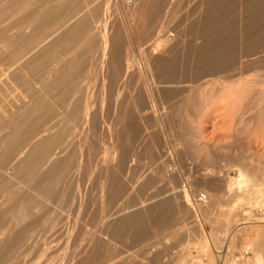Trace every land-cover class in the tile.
<instances>
[{"label": "bare ground", "instance_id": "1", "mask_svg": "<svg viewBox=\"0 0 264 264\" xmlns=\"http://www.w3.org/2000/svg\"><path fill=\"white\" fill-rule=\"evenodd\" d=\"M111 1L112 0H0V264H32L31 262L33 260L30 261L29 258L27 260L25 257L27 253L35 255L36 258L38 256L43 258L42 263L39 264H48L47 257L50 259L51 252L57 251L56 246L58 244L54 243L58 240L57 237L64 236L67 241H76L81 237L79 235H82L83 232L81 233V229L78 227L80 221L77 220L79 224L76 222L71 223L73 222L71 221L73 219H66L68 213H66L65 210L64 213H66L65 215L67 216L63 213L59 214V212H62V209L66 208H63L64 205L75 206V209L77 208L76 205L81 206L85 200V194H83L84 191L81 194L78 191L79 189H75L71 195L69 193H67L68 195H64L63 193L67 190V188L64 187V181L68 179H72L73 181L81 168L85 165L86 167L89 165H87L88 162L83 159L86 155L82 154L83 146L80 145V142L83 137L87 140L86 136L89 135L88 131L91 130L89 123L94 119V113L91 111L92 106L90 102L92 96L90 92V79H92L91 73L94 71L91 66L95 64V61L97 62L99 59H102L103 64L105 63L108 66V72L111 73L113 68L111 65L114 64L115 67L118 68H116V71L119 70L122 72V75L119 74L122 76L119 80H123L124 82L126 80L127 84H129L130 82L128 80L130 79L124 77H127L130 74L133 66V61L130 59L131 56L129 57V49L130 45L133 44L131 41H134L136 35V27L146 26L148 29L151 28V30L147 31L149 32L148 40L151 38L154 39V33L157 30L156 26H162L165 24L164 19V21L159 19L160 13L166 8V13L168 12L171 17L172 15L174 17V14L171 15L169 12L176 0H121V4L118 2L120 4V7H118L120 8L122 16L119 23H121V25L124 23L126 27L124 28V31H122L121 28L118 29L116 34L109 30L110 22L108 20V13L111 8H109ZM115 1H112V3ZM231 1H229V5L226 3V6L224 5L225 0H199V5L197 4L199 7L197 6L198 10H196L199 13V18L203 16L202 19H200L201 22L198 21L200 24L197 23L199 24V27L194 28L192 25H189L187 29H189L190 32L189 36L193 35V40L200 39L201 42H199V44H201L196 52H194L196 48L193 50L195 53V60L193 59L195 61L194 66L190 65L191 67L185 68L184 72L180 71V73L176 71L173 62L175 56L172 58L174 48L177 46L179 37L182 34H179L181 30L178 33L176 32L178 29H175L176 31H173L174 29L171 30L168 27L166 30L160 29L159 32H156V34L159 33V36L155 34L157 39L154 41L151 39L153 42L149 43L148 48H146L148 50H146L147 53L144 52L142 54L140 50L142 56L140 54L139 58L144 61L145 68L148 70V82L146 81L148 87L146 86V83L144 84L143 82L145 91V96H143L144 99H141V96L134 92L129 86L130 84L127 85L126 89L124 88L127 92V94L125 93L126 95L122 94L120 89L113 88L114 84H117L118 78H116L115 75L111 76L113 72L105 75L107 70L105 71L103 82L106 81L110 88L115 89L116 92L115 94H109L108 92H110V90H108V92L106 91V93L109 94L108 97L111 98L108 104L111 105V107H109L111 110L108 109L109 112L111 111V114H109L107 120L101 119L104 125L109 124L105 126L109 140L105 137L106 141L104 140L105 142H103L105 144L110 142L108 148H111V158L109 160H103L106 165H102V167L105 168L100 170L103 171L101 174L99 173L101 175L98 183L99 191L96 189V191H98L97 193H99V197L95 193L101 202L102 208L105 204L108 206L110 205L109 207H111L113 200L112 197L116 196L115 193L118 192V189H120V186L122 185H119L118 183L119 178L117 180V176L120 177V175L117 174L120 172L121 167L124 166L122 168H126L127 165L133 164L129 163L126 165L130 158L129 154H131L130 152L128 153V149H126L131 142V140H129L131 139V137H129L131 128L124 125L127 124L125 123L127 119L131 117L129 110L130 106L133 107L134 110L139 111V113L144 110V113H148V118H150V116L153 117L154 123L163 126L162 129L160 128V135L165 139L164 142H166V146H169L168 148L172 147L175 150L179 149V154H176L181 157L179 161L185 159L187 162L186 155L188 156L192 151L207 150V147L204 143H200L201 140L199 141L198 139L197 130L195 131L194 128L188 129V123L186 124V127L181 123L182 120L180 123L176 122V120L178 118L181 119V115H189L187 110L191 105H194L196 99H199V104L206 105V107H204L205 109L208 108L207 112H209V109L212 107L211 103L215 104L218 100L222 101L224 105V103L227 102V98L229 101V94L231 95L230 92L233 90L232 88L237 89L239 86L241 87V92H246L249 87L253 85V83L250 82L243 84H238V82L237 87H234L236 84L235 81L233 82L231 80L232 77H238V75L242 76L255 67L262 68L263 70L264 0H242V3L240 2L239 6L242 13L239 29L236 31L235 29L228 27L227 30H222L221 28L220 30L218 29V20L224 19V17L221 19V15L225 14L227 20L228 18L233 17L232 6L230 4ZM193 12L195 13L196 11L194 10ZM167 17L169 18L168 15ZM157 19L160 20L161 24H154ZM169 21L170 20L168 19V22ZM186 30L184 29V31ZM143 32H146V30H143ZM136 38V42L142 40L140 34L137 35ZM236 42H239V46ZM93 60H95L94 63ZM259 70L262 72L261 69ZM259 70H257V72ZM141 73L142 72L138 70L137 76H141ZM262 75L264 76V73ZM262 75L260 77H262ZM121 82L122 81H120V83ZM254 85L262 87L260 92H264V81L262 83H255ZM122 92H124V90ZM99 98H101L99 99L101 107L103 106L102 104L105 106L107 100L103 103L104 97L100 96ZM99 105L100 104H98V106ZM220 105L221 104H219V106ZM209 106L211 107L209 108ZM94 107L96 109L97 105ZM215 108L216 107H214V109ZM98 109L101 108L98 107ZM231 110L233 109L231 108ZM140 115L142 116V114ZM198 117L196 116L197 119H199ZM187 119L191 120L189 121L190 124L194 122V119L192 122L191 116H187ZM122 123H124V125H122ZM193 124L191 125L193 126ZM88 125L90 126V130H88ZM97 131L95 132L97 133ZM105 133L103 136H105ZM152 137L153 138L150 139L148 145L147 155L154 158V151L156 150V144L154 141L155 135ZM86 140L85 143L91 142L89 140L86 142ZM92 143L95 142L92 141ZM195 144H200L198 150H195V148H197L194 147L196 146ZM90 146L91 145H89V148ZM100 149L102 148L100 147ZM175 150L173 151L175 152ZM97 151L99 152L100 150ZM104 151H106V149ZM88 152H91V150ZM95 152H93V154ZM118 154L120 163L118 162V165H116V162L113 163V160ZM89 156L92 157L91 154H89ZM164 156L167 158V160H165V163H167L170 153L167 151ZM127 157H129L128 160ZM161 159L162 158H160V160ZM163 159L162 162L164 161ZM83 160L87 163L84 164ZM160 160L159 162L156 160V164L158 162L157 166H160ZM174 160L171 161L174 162ZM242 160L243 159H235L233 160L234 162L231 160V163H234L233 166L236 168V179L230 177L229 174H227L228 172L225 171L223 174L225 176L216 179L214 176L217 172H215L217 160L213 155L208 154V156L202 160L203 167L201 168L203 172L199 174L201 175L200 183L208 185L206 188L208 195L206 194L207 199L205 201H200L197 198V201H199L198 203L195 199V202L192 201L193 197L191 196L193 191L187 188L188 184L186 187L183 185L185 184L182 180L183 175L182 177L180 174H176L175 176L174 173L173 176L166 172V175H164L163 178L165 179L167 176L169 177L167 178V181H169L168 186H170V189L165 186L169 191L163 192V189L161 190L162 187H159L160 189H158V191H161L155 193L157 189L154 187L156 186V188H158V181L157 184L154 185L156 179L155 182H153L154 179L148 176L149 173H147V175L143 173V177H141L143 178V181L141 184H144L141 186H145L146 183L145 187L148 188V186L150 187V185L153 184V188L156 190L155 192L153 190V195L150 193V196H146L147 199H143L138 203L133 201L134 204L125 206L122 209L118 208L119 210L117 211L116 207L114 212L112 211L114 208L113 203L111 208L112 212L103 208V212L107 214L109 211V214L106 215L103 213V215H105L101 218L102 221L100 220V229L98 228L97 232H93V230L91 231L93 233H85L87 235L86 239L80 243L76 253L69 255L66 264H108L107 262H110L111 264H148V258L150 257H148V254H152V257H150L152 260H149V262H153L154 264L155 260H158L165 255V257H167L168 252L173 247L170 243L167 245V240H170V242L171 239L174 240V242L175 240L182 241L184 236H191L193 230L192 226L197 224L199 219L202 220L209 218L207 213L211 206L224 205L222 198L224 197L225 192L231 193L236 191L238 193L241 192L240 188L242 190V187L245 186V189H249L250 187L248 192L253 194L259 193V187L262 185L259 186V179L255 177L257 176L255 174L257 170L255 171L254 167L253 169L249 168L250 166ZM154 163L155 162H153V164ZM180 164H182V162ZM157 166L155 165L156 168ZM231 166L232 165H229V167ZM86 167H84V169ZM90 168H88V171ZM157 169L162 170L159 167ZM169 169L172 168L169 167ZM152 170L150 171L151 173ZM199 170L200 169H198V172ZM84 172H87L86 169L82 173ZM147 172H149V170ZM163 172H160L161 175ZM218 173V176H220V172ZM157 174L158 172L156 175ZM84 175H86V173ZM152 175H154V173L150 176ZM159 175L160 174H158V176ZM84 177L81 178L84 179ZM86 177L84 179L85 181H82L83 179L80 180V178L79 181L87 182ZM163 178L161 176V179ZM161 181L163 182L164 180ZM56 182L62 183V188L64 187L62 190L61 188L59 189L61 190L60 192L58 191V187L56 188L58 184L55 185V189H57L60 195H58L57 191V193L54 192L55 190L51 191L50 189L51 192L48 191V187L51 184L54 186L53 183ZM137 182L141 181L137 178L135 183ZM74 183H76V181ZM130 184L133 185L131 182ZM153 185H151V187ZM67 187L69 188V186ZM79 187L82 186L80 185ZM135 187L139 188L137 185ZM50 188H52V186ZM133 188L134 187L132 186V189ZM260 189L262 190V188ZM149 190L150 189L147 191ZM134 191L135 190H133V192ZM120 193L122 194V192ZM120 193L118 192V195H120ZM240 194L234 195L233 203L236 202L235 204L238 205ZM55 195H58V198L59 196L61 197L60 200H62L64 205L62 206L61 211H58V205L57 208L54 206L58 212L51 211L53 212L51 214L49 213L51 207L49 208V206H47L49 210L42 209L44 206H41L40 203L42 202V205H44L43 203L50 202L51 204L58 203L60 205V202H56ZM122 196L124 197V195ZM231 196L233 195L230 194V198ZM36 197L38 198L37 200H35ZM135 197H137V195ZM143 197L144 196L142 195V198ZM51 199L54 202L51 201ZM89 199L90 198L88 197L86 200ZM91 200L93 199L91 198ZM34 201L36 203H34ZM202 202L204 204H201ZM229 203L230 205L232 204L231 202ZM251 203L250 205H253V202ZM89 204L90 203H88V206ZM70 208L71 207L68 209ZM83 208H86V206ZM40 210H42L43 213L41 211L39 212V216H37L36 213ZM75 210H72L71 212L75 213L78 211ZM98 210L100 211V209ZM40 213H42V215H40ZM44 213H47V216H45ZM80 213L81 212L79 211V214ZM79 214L78 216H80ZM222 214L224 213L219 215L222 216ZM227 214H224L223 216ZM73 215H70V217H73ZM81 215H83V213H81ZM82 217L84 216H81L80 218ZM84 218L81 220L83 225H80L82 226H84V221H86V218ZM92 219H94V217ZM98 221L99 220L97 219V222ZM194 221L197 223H194ZM187 224H190V227L187 226L185 229L184 227ZM149 228L152 229L151 232L149 231ZM201 230L199 228V231L201 232L200 235H203V231ZM121 236L123 240L124 237H126L127 241L130 240L129 244L131 247L136 248H132V254H130L131 252L127 253L129 250L124 242V250L122 252L120 251L121 253L118 252L120 249L118 250V240L116 239H120ZM190 239L193 241L192 238ZM171 243H173V241ZM59 247L61 248V246ZM131 247L130 251H132ZM134 249L138 251L137 254L136 251L134 254ZM209 249L211 248H208V251ZM216 249L218 250V248ZM216 252L221 255V251ZM29 254L27 255L29 256ZM64 254H62L63 257L59 258L62 261V264L65 263L66 257L68 258L67 252L65 255ZM35 257H30V259H35ZM212 257L213 254L210 255V260L206 264H216L215 261L217 260L214 261ZM254 257L259 264H264V256L258 253L256 256L254 254ZM224 259L220 260L218 264H225L226 261ZM246 261L241 260L240 262L239 260V262L234 264H245ZM177 263L205 264L197 255H193L192 251L185 252V254L180 256ZM36 264H38V261Z\"/></svg>", "mask_w": 264, "mask_h": 264}, {"label": "rangeland", "instance_id": "2", "mask_svg": "<svg viewBox=\"0 0 264 264\" xmlns=\"http://www.w3.org/2000/svg\"><path fill=\"white\" fill-rule=\"evenodd\" d=\"M112 1H115V0H112ZM112 1H111V5L109 6V17H108V20H109V22H110V24H109V30H110V32H113L114 34H116V32H117V30L118 29H120L121 28V30L122 31H124V28L126 27L125 25H124V23L121 25V23H119L120 21V19H122V16H121V12H120V4L122 3V1L121 0H116L114 3H112ZM227 0H225V2H224V5H226L227 6V4L226 3H228V5H229V1H231V0H228L227 2H226ZM236 1V2H235ZM244 1V0H243ZM120 4H119V3ZM175 2V4L171 7V9H170V14L172 15V14H174V17H173V15H172V17L168 14V12L166 13V8H164V11L162 10V12L160 13V16H159V19H161L162 21H164L165 20V24L164 25H162V26H156L157 28V30L155 31V33H154V36L155 37H153L154 39H152L153 41L155 40V39H157V36H159L158 34L159 33H157L156 34V32H159L160 31V29H164V30H166V28L168 27L169 29H171V30H173V31H176L177 29H178V31H176V32H180V30H181V32L179 33V34H181V38L179 37V40H178V44H177V46H175V48H174V52H173V55H172V58L174 57L175 58V60H174V58H173V62H174V68L176 69V71L177 72H184V70H185V68H189V67H191V66H194V64H195V58H194V52H196L197 51V48L199 49V47H200V44H199V42H201V40L199 39V40H193L194 39V37L192 38V36L193 35H191V36H189L190 34V32H189V29H187V27L189 26V25H192L194 28H197V27H199V24H200V22H201V20L200 19H202V17H200L199 18V13H198V5H199V0H176V1H174ZM194 2V3H193ZM240 2L242 3V0H232L231 2H230V4H231V9H232V15H233V17H232V15H231V17L232 18H228V20H227V18L225 17V14L224 15H221L222 16V18L221 19H223V17H224V21L223 20H220L219 18L221 17H219L218 19L220 20H218V29H222V30H227L228 29V27L229 28H233V29H235L236 31H237V29H239V24H240V20H241V15H242V13H241V10H240ZM118 3V4H117ZM233 3V4H232ZM198 4V5H197ZM233 5H235V6H233ZM119 6V7H118ZM198 6V7H197ZM194 7V8H193ZM234 7V8H233ZM118 8V9H117ZM173 8V9H172ZM177 8V9H176ZM185 8V9H184ZM197 9V10H196ZM233 9H235V10H233ZM196 11L195 13L193 12V11ZM175 12V13H174ZM190 12V13H189ZM189 14V15H188ZM235 14V15H234ZM167 15L169 16V18L167 17ZM165 17V18H164ZM171 17V18H170ZM185 17V18H184ZM173 18V19H172ZM175 18V19H174ZM159 19H157L156 21H155V23L154 24H161L160 23V20ZM164 19V20H163ZM167 19V20H166ZM168 19L170 20L169 22H168ZM227 21H226V20ZM198 21H200V22H198ZM158 22V23H157ZM222 22V23H221ZM224 22V23H223ZM119 23V24H118ZM168 23V24H167ZM183 23V24H182ZM191 23V24H190ZM197 23H199V24H197ZM220 23H221V25H220ZM118 24V25H117ZM196 24V25H195ZM116 25V26H115ZM175 25V26H174ZM235 25V26H234ZM111 26H112V28H111ZM122 26H123V28H122ZM186 27V28H185ZM223 27V28H222ZM139 28V29H138ZM167 28V29H168ZM112 29V30H111ZM176 29V30H175ZM184 29L186 30V31H184ZM220 29V30H221ZM115 30V31H114ZM120 30V31H121ZM143 30L145 31L146 30V32H143ZM149 30H151V28L150 29H148L146 26H143V27H140V26H138V27H136V30H135V32H136V35H135V38H134V41L132 42L131 41V43H133V44H131L130 45V49H129V57H130V59H131V61H133V66H132V69H131V71H130V74L127 76V77H124V78H126V79H130V80H128L129 82V84H127V81L125 80V82L123 81V80H119L122 76V72L121 71H116V68L117 67H115V65L114 64H112L111 66L113 67L112 68V74L111 73H109L108 72V66L104 63L103 64V60L102 59H99V61H95V60H93V63H94V61H95V64H93L92 66H91V68L93 67V69H94V71H92V79H90L91 81H90V89H91V94H92V96H91V100H90V102H91V106H92V113H94V119H93V121L92 122H90L89 123V125L91 126V130L89 129V125H88V130H90V131H88V133H89V135L88 136H86L87 137V140H86V138L85 137H83L84 138V140H83V138H82V140H81V142H80V145L81 146H83L82 147V151H83V153L82 154H84V155H86V156H84L83 157V159L85 160V161H87L86 163H87V167L88 168H90L89 169V171H88V168L86 167V165L85 166H83V168H81V170L79 171V173H78V175L75 177V179L72 181V179H68V180H65L64 182L63 181H61L62 183H64V187L65 188H67V192L65 191L63 194L64 195H68L67 193H69L70 195H71V193H73L74 192V190L76 189V190H78L81 194L83 193V191H84V193L83 194H85L84 195V203H85V205H84V203H82V205L81 206H77L76 205V207L77 208H75L76 210H78L77 212H75V213H72L71 211L73 210H75L74 209V207H72V206H70V205H64L63 204V202H62V200H60L61 199V197L59 196V198L57 197L58 195H60L59 194V192L58 191H60L61 192V190L62 189H64V187L62 188V183H58V182H56V183H53L54 184V186L51 184L49 187H48V191H50V189H51V191L52 190H55L54 192H56L57 191V189H55V185H57L58 184V186H56V188L58 187V195H55L56 197H55V199L57 200H55L56 202H60V205L58 204V203H54V204H51L50 202H45V203H47V204H45V203H43L44 205H42V202L40 203V205L41 206H44V208H42V209H47V210H49L48 209V207L47 206H49V208L51 207L52 208V210H51V208H50V212L49 213H53V212H51V211H57V209H58V211L60 210L61 211V209H62V206H63V208L64 207H66V208H64V209H62V212H59V214H61V213H63L64 215L66 214V213H68L67 215H65V216H67L66 217V219L68 218V219H70V218H72L73 220H71V221H73V222H71V223H77V224H82L81 222V220L85 217L86 218V221H84V226H82V225H78V227H79V229H81V233L83 232V234L81 235H79V236H81V237H79L76 241H71V240H69V241H67V239L63 236V237H61V236H59V237H57L58 238V240L56 241V242H54L55 244H58L59 246H61V248L57 245L56 246V252H51V256H50V259H49V257H47L48 258V264H51V263H53V264H62V261L59 259V258H61V257H63V255L62 254H66V252H67V254H68V258L66 257V259H65V263L64 264H66L67 263V261H68V259H69V255H71V254H73V253H76L77 252V250H78V248H79V245H80V243L81 242H83L85 239H86V237H87V233H93V232H97L98 231V228L100 229V227H101V225L99 224L100 223V220L102 221V217H104V215L106 214L105 212H103L104 211V209H108L110 212H114L115 211V209H116V207H117V209H116V211L117 210H119V209H122V208H124L125 206H128V205H131V204H134V202L135 203H138L139 201H141V200H143V199H147V197L148 196H150L149 194L151 193L152 194V192H153V190H154V188L155 189H157V191L156 190H154V192L155 193H158L159 191H161L162 189V191L164 192V191H169V189H170V186H168L169 185V181H167L168 179L167 178H169L168 176H167V178H163V176L164 175H166L165 173L167 172V174L169 173V174H172L173 176H174V173H175V176H176V174H180V176L182 177V175H183V177H182V180H183V182L186 184H183L185 187L187 186V184H188V186H187V188H189L191 191H193V193H192V196L191 197H193L192 198V201H194V199H195V201L198 203L199 201H197V196H198V194H200L201 192H205L206 194H207V191H206V188H207V186L208 185H206V184H202V183H200L201 182V175H199L201 172H203V170H202V168L201 167H203L202 166V160L205 158V157H207L208 156V154H210V155H213V157H215V159L217 160V162H216V167H215V172H216V175L214 176V178H216V179H220V178H222V176H225V175H223L225 172H228L227 174H229V176L230 177H233L234 179H236V177H237V172H236V168H235V166H233V164L234 163H231L233 160H235V159H239V160H241V159H243L242 161H245V163L246 164H248L247 166L249 167V168H252L253 169V167L255 168V171H256V175L257 176H255V177H257V179H259L258 180V182H260V183H258L259 184V186L260 185H262L261 187H259V193H251V192H248V190L250 189V187H249V189L248 188H246L245 189V186H243L242 188V190H241V188H240V191L241 192H236V191H233V192H225V194H224V197L222 198L223 199V206H211L210 208H209V211H208V216H209V218H207V219H199V221H198V223L196 222V221H194V223L196 222L197 224H194V226H192V228H193V230H192V233H191V236H184V238L182 239V241H177V240H175V242H174V240H172L171 239V242L173 241V243H171L170 242V240H167V245H169V243L170 244H172L171 246H173L172 247V249L168 252V254H167V257H162V258H160V259H158V260H155L154 261V264H178L177 263V261H178V259L180 258V256H182L183 254H185V252H187V251H192V253H193V255H197L198 257H199V259L200 260H202V262L203 263H208V261L210 260V255H212L213 254V259H214V261L215 260H217V261H215L216 262V264H218L219 263V261L220 260H223L224 258V260L226 261L225 262V264H234V263H237V262H239V260H240V262H241V260L242 261H246L247 259V261H246V263L245 264H259L257 261H256V259H255V257H254V254H255V256L256 255H258V253L259 254H261L262 256H264V134H263V131H264V92L262 93V92H260V89L262 88V87H258L257 85H254L255 83H262L263 81H264V76L262 75L263 73H264V68H263V70H262V68H258V67H255L254 69H250L247 73H245L244 75H242V76H239L238 75V77H236V76H234V77H232V81L234 82L235 81V84H236V86H234V87H237V85L238 84H243V83H253V85L252 86H250L249 87V89L246 91V92H241L240 90H241V87H239L238 86V88L236 89V88H232L233 90V92L231 91L230 93H231V95L229 94V101H228V98L226 99L227 100V102L226 103H224V105H223V103H222V101H217L215 104L214 103H211L212 104V107L211 106H209V108L211 107V109H209V112H207V109L208 108H206L205 109V107H206V105H202L201 103L199 104V99H196L194 102V105H191L189 108H188V113H189V115L188 114H186V116L185 115H181V119H177L176 120V122H181V120H182V124L183 125H185L186 127H187V123H188V129H191V128H194V130L198 133V139H199V141H200V143L202 144V143H204L205 144V146L207 147V150H201V151H192L190 154H188V156L186 155V159H187V162L185 161V159L183 160V161H185V162H183L182 160L181 161H179V159L181 158V157H179L178 155H176V154H179V149H173L172 147L171 148H168L169 146H166V142H164L165 141V139L163 138V137H161V129H162V127L163 126H160V125H157L156 123H154V121H153V117H151L150 116V118H148V113L147 112H145L144 113V110H142V111H140V113H139V111H136V110H134V108L133 107H131L130 106V108H129V110H130V120L129 119H127V121L125 122V123H127L126 125H124V123H122V125H124V126H129L128 128H131L130 130V136L129 137H131V139H129V140H131V142H130V144L128 145V148H126V149H128V153L130 152L131 154H132V156H131V154H129V157H127V160H128V158H129V160H128V162L126 163V165L127 164H129V163H133V164H129V165H125V164H123V165H125L126 166V168H122V167H124V166H122L121 167V170H120V172H118V174L117 175H120V177H118L117 176V180H118V178H119V185H121L120 186V189H118V192L120 193V192H122V194L120 193V195H118V192H116L115 194H116V196H113L112 197V203L114 204V208H113V210L111 209L112 208V203H111V207H109L107 204H105V205H107V206H105L104 205V209L102 208V205H101V202H100V200H99V193H97L98 191H99V178H100V174L103 172V171H100V170H102L103 168H105V167H102V165L103 166H105L106 165V163H105V161H103V160H109L110 158H111V155H110V150H111V148L109 147L108 148V145L110 146V142H106L107 144H105L104 142L106 141V139H105V137L108 139V137H107V130H106V125H109V124H106V125H104L103 124V122H102V120H104V119H106L107 120V118L109 117V114H111L110 112H109V110H111V108H109V107H111V105H108L109 104V101H110V99L111 98H109L108 97V95L110 94V93H113V94H115V92H116V90L115 89H113L114 87L117 89H120V92L122 93V94H124V95H126L127 94V92H126V88H127V85H129L133 90H134V92L136 93V94H138V95H140L139 97L141 98V99H144V97L143 96H145V91H144V86H143V82H144V84L146 83V81L148 82V76H147V74H148V70L145 68V65H144V61L141 59V58H139L140 57V54L142 53H147V49L146 48H148V45H149V43H152L153 41H151V39L150 40H148V34H149V32H147V31H149ZM195 30V29H194ZM230 30V29H229ZM239 31V30H238ZM141 32V33H140ZM138 33V34H137ZM146 33V34H145ZM187 33V34H186ZM140 34V37H141V39L142 40H140L139 42H136L135 41V39H137L136 37H137V35H139ZM143 34V35H142ZM157 36H156V35ZM186 34V35H185ZM144 35H145V37H144ZM183 35V36H182ZM139 37V36H138ZM145 39V40H144ZM151 41V42H150ZM186 41V42H185ZM142 43V44H141ZM237 43V45L239 46V42H236ZM196 48V49H195ZM195 49V50H194ZM140 50H141V53H140ZM147 50V51H146ZM193 50H194V52H193ZM138 52H139V54H138ZM135 53H136V55H135ZM142 54H141V56H142ZM133 55V56H132ZM189 55V56H188ZM177 56V57H176ZM136 57V58H135ZM134 59V60H133ZM194 59V60H193ZM142 60V61H141ZM137 61V62H136ZM140 61H141V63H140ZM97 63V64H96ZM99 63V64H98ZM136 63V64H135ZM193 64V65H192ZM95 65V66H94ZM97 65V66H96ZM187 65V66H186ZM191 65V66H190ZM180 66V67H179ZM95 67V68H94ZM97 67V68H96ZM105 67V68H104ZM115 67V68H114ZM183 67V68H182ZM92 69V70H93ZM96 69H97V71H96ZM118 69V68H117ZM123 69V68H122ZM259 69H261L262 70V72L259 70ZM107 70V71H106ZM114 70V71H113ZM138 70H140L142 73V75L140 76V75H138L137 76V72H138ZM255 70V71H254ZM257 70H259L258 72H257ZM96 71V72H95ZM103 71V72H102ZM105 71H106V73H105ZM116 71V72H115ZM114 72H115V74H114ZM119 72V73H118ZM180 72V73H181ZM251 72V73H250ZM256 72V73H255ZM94 73V74H93ZM96 73V74H95ZM104 73H105V75L107 74V73H109V74H111V76L112 75H115L116 76V78H118V80H117V84H116V86H115V84H114V86H113V88H110V86H109V84L105 81V82H103V78L105 77L104 76ZM117 73V74H116ZM133 73V74H132ZM135 73V74H134ZM119 74H121V75H119ZM252 74V75H251ZM258 75V77H257V75ZM103 75V76H102ZM262 75V77H260ZM97 76V77H96ZM100 76V77H99ZM253 76V77H252ZM255 76V77H254ZM99 77V78H98ZM130 77V78H129ZM146 77V78H145ZM91 78V77H90ZM96 78V79H95ZM102 80H101V79ZM134 78V79H133ZM253 78V79H252ZM256 78V79H255ZM100 79V80H99ZM146 79V80H145ZM237 79V80H236ZM259 79H261V80H259ZM135 80V81H134ZM94 81V82H93ZM119 81V82H118ZM120 81H122L121 83H120ZM141 83H140V82ZM262 81V82H261ZM96 82V83H95ZM239 82V83H238ZM124 83H125V85H124ZM133 83V84H132ZM238 83V84H237ZM94 84V85H93ZM108 84V85H107ZM119 84V85H118ZM122 85H123V87H122ZM133 85V86H132ZM136 85V86H135ZM137 85H138V87H137ZM140 85V86H139ZM106 86V87H105ZM118 86V87H117ZM146 86L148 87V83H146ZM108 87V88H107ZM134 87V88H133ZM136 87V88H135ZM107 88V89H106ZM110 88V89H109ZM125 88V89H124ZM94 89V90H93ZM108 90H110V92H108ZM124 90V92H122ZM100 91V92H99ZM103 91H104V93H103ZM106 91L109 93V94H107L106 93ZM112 91V92H111ZM235 91V92H234ZM95 92V93H94ZM238 92H240V93H238ZM106 93V94H105ZM126 93V94H125ZM232 93H234V94H232ZM101 94H103V95H101ZM102 97H104V102L103 103H105L106 102V100H107V102L105 103V106H104V104H102L103 106L101 107V103H100V100L99 99H101V98H99L100 96ZM237 96H239V97H237ZM98 97V98H97ZM107 98V99H106ZM109 99V100H108ZM225 100V99H224ZM96 101V102H95ZM143 101V100H142ZM197 101H198V103H197ZM94 102H95V105H94ZM229 102V103H228ZM236 102V103H235ZM98 104H100L99 106H98ZM217 104V105H216ZM219 104H221L220 106H219ZM226 104V105H225ZM230 104V105H229ZM232 104V105H231ZM97 105V108L96 109H98V107H100L101 109H98V110H96L95 109V107L94 106H96ZM195 106V107H194ZM205 106V107H204ZM208 106V105H207ZM201 107V108H200ZM214 107H216L215 109H214ZM231 108L233 109V110H231ZM106 109V110H105ZM109 109V110H108ZM214 109V110H213ZM212 110V111H211ZM229 110H231V111H229ZM101 111V112H100ZM107 111V112H106ZM229 111V112H228ZM233 111V112H232ZM227 112V113H226ZM231 112V113H230ZM138 113V114H137ZM219 113V114H218ZM140 114H142V116L140 115ZM202 114H205V115H202ZM214 114V115H213ZM200 115V116H199ZM100 116V117H99ZM187 116L188 117H192V122H193V119H194V124L193 123H191V124H193V126L190 124V122L189 121H191V120H188L187 119ZM196 116L199 118V119H197L196 118ZM140 117V118H139ZM142 117V118H141ZM139 118V119H138ZM152 118V119H151ZM195 118H196V120L198 121H196L195 120ZM102 119V120H101ZM141 119V120H140ZM144 119V120H143ZM189 119H191V118H189ZM201 119V120H200ZM228 119V120H227ZM105 120V121H106ZM152 120V121H151ZM96 121V122H95ZM137 121H139V122H137ZM230 121V122H229ZM153 122V123H152ZM196 122V123H195ZM200 122V123H199ZM98 123V124H97ZM145 123V124H144ZM179 123H177V124H179ZM148 124V125H147ZM100 125V126H99ZM132 125V126H131ZM200 125V126H199ZM206 125V126H205ZM140 126V127H139ZM150 126V127H149ZM94 128V129H93ZM157 128V129H156ZM161 128V129H160ZM197 128V129H196ZM145 131H144V130ZM152 129V130H151ZM259 129V130H258ZM98 130V131H97ZM95 131H97V133L95 132ZM105 131H106V133H105ZM199 131V132H198ZM105 133V136H103L104 135V133ZM100 133V134H99ZM150 133V134H149ZM92 134V135H91ZM102 134V135H101ZM157 134V135H156ZM262 134V135H261ZM95 137H94V136ZM146 135V136H145ZM151 135V136H150ZM155 135V137H154V141H155V144H156V152L154 151V154L156 155H154V158H151V157H149L147 154H148V145H149V142H150V139H152L153 137L152 136H154ZM255 135V136H254ZM158 136V137H157ZM161 138H160V137ZM203 136V137H202ZM259 136V137H258ZM92 137H93V139L95 140H93L92 139ZM97 137V138H96ZM99 137H100V139H99ZM102 137V138H101ZM148 137H150V138H148ZM261 137V138H260ZM89 138V139H88ZM92 139V141L93 142H95V143H92V141H91V139ZM137 138V139H136ZM163 138V139H162ZM167 139V138H166ZM85 140H86V142L89 140V141H91V142H87V143H85ZM96 140H98V141H96ZM100 140V141H99ZM105 140V141H104ZM109 140V139H108ZM107 140V141H108ZM84 141V142H83ZM104 141V142H103ZM163 141V142H162ZM100 142V143H99ZM148 142V143H147ZM83 143V144H82ZM90 143V144H89ZM102 143V144H101ZM104 143V144H103ZM84 144H85V147H84ZM102 146H101V145ZM89 145H91L90 146V148H89ZM105 145V146H104ZM196 146H194V147H197V148H195V150H198V146H200V144L198 145V144H195ZM95 146V147H94ZM87 147V148H86ZM94 147V148H93ZM100 147L102 148V149H106V151H104V150H102V149H100ZM83 148H84V150H83ZM89 148V149H88ZM92 148V149H91ZM96 148V149H95ZM99 148V149H98ZM108 148V149H107ZM88 149V150H87ZM135 149V150H134ZM168 149V150H167ZM91 150V152H88V151H90ZM97 150H100L99 152L97 151ZM162 150H164V151H162ZM173 150H175V152L173 151ZM178 150V151H177ZM95 151H97V152H95ZM104 151V152H103ZM133 151V152H132ZM135 151V152H134ZM167 151L170 153V157H169V159H171L172 161L174 160V162H172L171 160H169L168 159V162L167 163H165V160H167V158H168V154H167V158L164 156V154L165 153H167ZM177 151V152H176ZM93 152H95L94 154H95V157H94V154H93ZM210 152V153H209ZM99 153V154H98ZM108 153H109V156H108ZM158 153V154H157ZM161 153H163V154H161ZM175 153V154H174ZM89 154H91V156L92 157H90L89 156ZM140 154V155H139ZM160 154V155H159ZM108 157H107V156ZM146 155V156H145ZM159 157H158V156ZM162 155V156H161ZM87 156H88V159H87ZM119 154L117 155V157L115 156L114 158V162L113 163H115L116 165H118V162L120 163V161H119ZM142 156V157H141ZM235 156H236V158H235ZM89 157H90V159H89ZM107 157V158H106ZM139 157V158H138ZM175 157H177V158H175ZM238 157V158H237ZM94 158V159H93ZM132 158V159H131ZM150 158V159H149ZM160 158H165V159H163L164 161L162 162V159L160 160ZM117 159V160H116ZM131 159V160H130ZM151 159H153V160H151ZM155 159V160H154ZM177 159V160H176ZM83 160V162H84V164H86L85 163V161ZM92 162H90V161ZM93 160V161H92ZM139 160V161H138ZM156 160H158V162H159V160L161 161L159 164H160V166H157V164H158V162H157V164H156ZM232 160V161H231ZM101 161V162H100ZM98 162H100V163H98ZM105 164H104V163ZM142 162V163H141ZM153 162H155L154 164H153ZM182 162V164H180ZM234 162V161H233ZM148 163V164H147ZM177 163V164H176ZM191 165H190V164ZM83 164V165H84ZM136 164V165H135ZM151 164V165H150ZM170 164V165H169ZM176 164V165H175ZM92 165H93V168H92ZM98 165V166H97ZM155 165L157 166V168L159 167V168H161L162 170H160V169H157L156 167H155ZM175 165V166H174ZM178 165V166H177ZM181 165V166H180ZM229 165H232L231 167H229ZM100 166V167H99ZM145 166V167H144ZM150 166V167H149ZM188 166H190V167H188ZM84 167H86L85 169H86V171L87 172H84V173H82L85 169H84ZM129 167V168H128ZM135 167V168H134ZM169 167L170 168H172V169H169ZM177 169H176V168ZM179 167H181V168H179ZM187 167V168H186ZM221 167V168H220ZM223 167V168H222ZM141 168V169H140ZM144 168V169H143ZM152 168H153V170H152ZM189 168V169H188ZM220 168V169H219ZM226 168V169H225ZM93 171H92V170ZM155 169H156V172H155ZM181 169V170H180ZM198 169H200L199 170V172H198ZM218 169H219V171H218ZM229 169V170H228ZM97 170V171H96ZM149 170V172H147ZM152 170V173H154V175H152V176H150L152 173L150 172ZM163 170H164V172H163ZM168 170V171H167ZM180 170V171H179ZM202 170V171H201ZM228 170V171H227ZM82 171V172H81ZM178 171H179V173H178ZM225 171V172H224ZM125 172V173H124ZM134 172V173H133ZM146 172V173H145ZM158 172V174H160L159 176H158V174L156 175V173ZM160 172H163V174L161 175V173ZM218 172H220V176H218ZM222 172V173H221ZM81 173H82V175H81ZM86 173V175H84ZM96 173V174H95ZM100 173V174H99ZM120 173V174H119ZM124 173V174H123ZM130 173H131V175H130ZM143 173L144 174H146L147 175V173H149V177H151L152 179H154V181L153 182H155V179H156V182H155V184L154 185H156L157 184V181H158V188H156V186L154 187V185L153 184H151V185H153L152 187H151V185H150V187L148 186V188H146L145 186H146V183H145V186H141V185H143V184H141L142 183V181H143V178H141V177H143L142 175H143ZM93 174V175H92ZM86 177V181L87 182H82V181H85L84 179H85V177ZM122 175V176H121ZM127 175V176H126ZM141 175V176H140ZM80 176V177H79ZM125 176V177H124ZM136 178H135V177ZM139 176H140V178H139ZM161 176H162V178L163 179H161ZM199 176V177H198ZM78 177V178H77ZM81 177H84V179L83 178H81ZM91 177V178H90ZM147 177V176H146ZM157 177V178H156ZM166 177V176H165ZM79 178H80V180L81 179H83L82 181H79ZM132 178H134V179H132ZM137 178L139 179V181H141V182H137V183H135L136 181H137ZM148 178V177H147ZM164 180L163 182L160 180ZM130 179H132L133 180V182H132V180H130ZM140 179H142V180H140ZM159 179V180H158ZM185 179V180H184ZM193 179V180H192ZM98 180V181H97ZM123 182H122V181ZM135 180V181H134ZM146 180V179H145ZM144 180V181H145ZM67 181V182H66ZM71 181V182H70ZM76 181V183H74ZM131 183H133V185L132 184H130V182ZM82 183V184H80V183ZM68 183V184H67ZM84 183V184H83ZM61 184V185H60ZM66 184H67V186H69V188L66 186ZM74 184V185H73ZM75 184H77V185H75ZM131 187V189H130V187L128 186V185ZM134 184H136L139 188H137V187H135L136 185H134ZM165 184V185H164ZM167 184V185H166ZM201 184V185H200ZM81 185L82 187H79V186ZM84 185V186H83ZM88 187H87V186ZM134 187L133 189H132V186ZM148 185V184H147ZM52 186V188H50ZM74 186V187H73ZM77 188H76V187ZM89 186H90V189H89ZM97 186V187H96ZM168 188L169 187V189H167L166 187ZM83 187H86V188H83ZM94 187V188H93ZM123 187V188H122ZM143 187H145V188H143ZM154 187V188H153ZM159 187H162L161 188V190H159L158 191V189H160ZM61 188V190H59ZM71 188H72V190H71ZM81 188H82V191H81ZM128 188V189H127ZM136 188H137V190H136ZM142 188V189H141ZM165 188H166V190H165ZM260 188H262V190L260 189ZM93 189V190H92ZM95 189V190H94ZM96 189L98 190V191H96ZM148 189H150L149 191H147ZM70 190H71V192H70ZM90 192H89V191ZM122 190V191H121ZM133 190H135L134 192H133ZM140 190V191H139ZM197 190V191H196ZM247 190V191H246ZM46 191V190H45ZM50 191V192H51ZM86 191V192H85ZM56 192V193H57ZM89 192V193H88ZM92 192V193H91ZM129 192V193H128ZM66 193V194H65ZM86 193H87V195H86ZM94 193V194H93ZM97 194V196H96V194ZM126 193V194H125ZM234 193V194H233ZM241 193V194H240ZM250 193V194H249ZM89 194V195H88ZM92 194H93V197H92ZM114 194V195H115ZM131 194H132V196H131ZM230 194L231 195H233V196H231V198H230ZM237 194H240V199L238 198V205L237 204H235L236 202H234L233 203V197H234V195H237ZM262 194V195H261ZM122 195H124V197L122 196ZM128 195H130V196H128ZM137 195V197H135ZM142 195L145 197H143L142 198ZM153 195V194H152ZM208 195V194H207ZM244 195V196H243ZM90 198L89 200H90V202H89V200H86L88 197ZM91 196V197H90ZM96 196V197H95ZM121 196V197H120ZM126 196V197H125ZM147 196V197H146ZM225 196H226V198H225ZM229 198H228V197ZM242 196V197H241ZM255 196H256V198H255ZM258 196V197H257ZM3 197H5V196H3ZM131 197V198H130ZM244 197H245V199H244ZM253 197V198H252ZM53 198V197H52ZM91 198L93 199V200H91ZM134 198V199H133ZM249 200H248V199ZM251 198V199H250ZM1 199H3V198H1ZM38 198L36 197L35 198V200H37ZM96 201H95V200ZM99 201H98V200ZM117 199V200H116ZM137 199H139V200H137ZM226 199V200H225ZM247 199V200H246ZM257 199V200H256ZM34 200V199H33ZM59 200V201H58ZM254 200V201H253ZM255 200H256V202H255ZM51 201H53L52 199H51ZM92 201H94V202H92ZM98 201V202H97ZM134 201V202H133ZM137 201V202H136ZM194 201V202H195ZM228 202V204H227V202ZM241 201V202H240ZM253 202V205H250V203H248V202ZM38 202V201H37ZM54 202V201H53ZM52 202V203H53ZM133 202V203H132ZM229 202H231L232 204V206L230 205V203ZM255 202V203H254ZM34 203H36L35 201H34ZM62 203V204H61ZM86 203H87V205H86ZM88 203H90L89 204V206H88ZM98 205H97V204ZM122 203V204H121ZM244 203V204H243ZM49 204V205H48ZM201 204H204L203 202L201 203ZM235 204V205H234ZM252 204V203H251ZM51 205V206H50ZM52 205H53V207H52ZM57 205H58V207L59 208H57ZM84 205V206H83ZM101 205V206H100ZM227 205V206H226ZM256 205H257V207H256ZM57 208V209H55V207ZM86 206V208H83V207H85ZM121 206H123V207H121ZM235 206V207H234ZM251 206V207H250ZM47 207V208H46ZM69 207H71L70 209H68ZM81 209H80V208ZM100 207V208H99ZM106 207V208H105ZM228 207V208H227ZM253 210H251L250 208ZM54 208V209H53ZM89 208H90V210H89ZM119 208V209H118ZM230 208V209H229ZM67 209H68V211H67ZM82 209H84V210H82ZM87 209H88V212H87ZM96 209V210H95ZM98 209H100V211L98 210ZM224 209V210H223ZM66 211V213H64L65 211ZM70 210V211H69ZM75 210V211H76ZM93 210H95V211H93ZM105 210V211H106ZM112 210V211H111ZM42 210H40V211H38L37 213H36V215L37 216H39V212H41ZM46 211V210H45ZM44 211V212H45ZM57 211V212H58ZM79 211L81 212V213H83V215H81V213L79 214ZM109 211L107 212V214H109ZM226 211V212H225ZM242 211V212H241ZM71 212V213H70ZM84 212H85V214H86V216H85V214H84ZM100 212V213H99ZM229 212V213H228ZM42 213H43V211H42ZM42 213H40V215H42ZM77 213V214H76ZM102 213V214H101ZM103 213H105L104 215H103ZM221 213H224V214H230V215H225V216H223L224 214H222V216L221 215H219V214H221ZM45 214V216H47V213H44ZM43 214V215H44ZM62 214V215H63ZM74 214V215H73ZM78 214L80 215V216H78ZM89 214V215H88ZM106 214V215H107ZM239 214V215H238ZM251 214V215H250ZM70 215H73V217L71 216L70 217ZM88 215V216H87ZM36 216V217H37ZM49 216V215H48ZM77 216V217H76ZM81 216H84V217H82V218H80ZM91 216V217H90ZM99 216H100V218H99ZM221 216V217H220ZM250 216V217H249ZM257 216V217H256ZM88 217H90V218H88ZM94 217V219H92ZM106 217V216H105ZM236 217V218H235ZM74 218H75V221H74ZM84 218V219H85ZM97 219L99 220L98 222H97ZM249 219V220H248ZM253 221H252V220ZM77 220H79L80 222L78 223V221ZM92 220V221H91ZM69 221V220H68ZM204 221V222H203ZM238 221V222H237ZM240 221V222H239ZM249 221V222H248ZM256 221V222H255ZM70 222V221H69ZM90 222V223H89ZM246 222H248V223H246ZM97 223V224H96ZM86 224V225H85ZM162 224V223H161ZM234 224H236V225H234ZM238 224V225H237ZM99 227H98V226ZM196 225V226H195ZM95 226V227H94ZM161 226V225H160ZM187 226H189L190 227V224H187L184 228L186 229L187 228ZM198 226V227H197ZM93 227V228H92ZM242 227V228H241ZM86 228V229H85ZM97 230H96V229ZM198 228V229H197ZM199 228H200V230L201 231H203L202 233H203V235H200L201 234V232L199 231ZM85 229V230H84ZM89 229V230H88ZM150 230V232H151V228H149ZM167 229V228H166ZM197 229V230H196ZM94 230V231H93ZM86 231V232H85ZM91 231H93V232H91ZM199 231V232H198ZM233 231V232H232ZM86 233V234H85ZM85 234V235H84ZM84 235V236H83ZM205 235V236H204ZM203 236V237H202ZM202 237V238H201ZM205 237V238H204ZM122 238V236L120 237V239L119 238H117L116 240H118L117 242V247H119L118 248V252H122L123 250H124V243H126V245L125 246H127V249L129 250V251H127V253H129V252H131L130 254H132V252H133V249L132 248H135V247H131V245L129 244L130 243V240H128L127 241V239H126V237H124V240L126 241H124L123 240V238ZM187 238V239H186ZM190 238H192L193 239V241H191V239ZM200 238V239H199ZM221 238V239H220ZM65 239H66V241H65ZM196 239V240H195ZM123 240V241H122ZM183 240H184V242H183ZM185 240H186V242H185ZM208 240V241H207ZM217 240H218V242H217ZM219 240H220V242H219ZM65 241V242H64ZM122 241V242H121ZM197 241V242H196ZM207 243H206V242ZM223 241V242H222ZM124 242V243H123ZM179 242V243H178ZM189 242V243H188ZM214 242V243H213ZM216 242V243H215ZM210 243V244H209ZM218 243V244H217ZM62 244V245H61ZM124 244V245H123ZM199 244V245H198ZM216 244V245H215ZM203 245H204V247H203ZM206 245H207V249H206ZM251 245V246H250ZM200 246V247H199ZM210 246V247H209ZM246 246V247H245ZM130 247H131V250L132 251H130ZM221 247V248H220ZM248 247V248H247ZM59 248V249H58ZM181 248V249H180ZM185 248V249H184ZM208 248H211V249H209V251H208ZM216 248H218V250L216 249ZM246 248V249H245ZM60 249H61V252H60ZM136 249V248H135ZM134 249V254H135V250ZM196 251H195V250ZM65 251V252H64ZM216 251H221V255H220V253H217ZM245 251V252H244ZM63 252V253H62ZM120 252V253H121ZM224 254H223V253ZM58 253V254H57ZM60 253H61V256H60ZM138 253V251H136V254ZM211 253V254H210ZM217 253V254H216ZM249 253V254H248ZM27 254H29V253H27ZM25 255V257L27 258V260H28V258H29V260L31 261V260H33L31 263L33 264V263H37V261H38V264L39 263H42V261H43V258H41L40 256H38L37 258L35 257V255H33V254H29V256L28 255ZM64 254V255H65ZM215 254V255H214ZM254 257H252L251 255ZM31 255H33V256H31ZM39 255V254H38ZM201 255V256H200ZM206 255V256H205ZM223 255V256H222ZM152 257V254H148V257ZM244 256V257H243ZM249 256V257H248ZM30 257H32V258H34L35 257V259H30ZM149 257V258H150ZM224 257V258H223ZM227 257V258H226ZM148 258V264H153V262H149V260H152V258H150L149 259ZM164 258V259H163ZM250 258H253V259H250ZM227 259V260H226ZM250 260V261H249ZM254 261V262H253ZM35 263V264H36ZM108 264H111L110 262H107ZM28 264H30V263H28ZM104 264H106V263H104Z\"/></svg>", "mask_w": 264, "mask_h": 264}, {"label": "built area", "instance_id": "3", "mask_svg": "<svg viewBox=\"0 0 264 264\" xmlns=\"http://www.w3.org/2000/svg\"><path fill=\"white\" fill-rule=\"evenodd\" d=\"M197 198H198L200 201H205V200L207 199V195H206V193L201 192V193L197 196Z\"/></svg>", "mask_w": 264, "mask_h": 264}]
</instances>
